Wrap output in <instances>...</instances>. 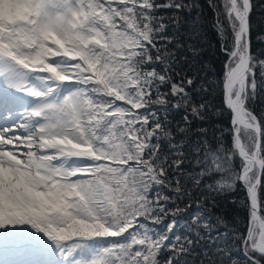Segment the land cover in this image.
Returning <instances> with one entry per match:
<instances>
[{
    "label": "snow or ice",
    "instance_id": "1",
    "mask_svg": "<svg viewBox=\"0 0 264 264\" xmlns=\"http://www.w3.org/2000/svg\"><path fill=\"white\" fill-rule=\"evenodd\" d=\"M207 4L219 73L198 0H0V264H264V0Z\"/></svg>",
    "mask_w": 264,
    "mask_h": 264
},
{
    "label": "trees",
    "instance_id": "2",
    "mask_svg": "<svg viewBox=\"0 0 264 264\" xmlns=\"http://www.w3.org/2000/svg\"><path fill=\"white\" fill-rule=\"evenodd\" d=\"M198 2L202 6V10H203L201 23L204 25L203 41H204V49L206 53L205 59L208 61L210 65L213 66L215 71L219 73L222 68V60H221V54L219 52V46H220L219 40L213 28L212 9L208 7L207 0H198ZM255 2L257 3V5L259 4V0H255ZM252 21H253L254 31L264 33V13L260 12L258 7L257 10L254 11L253 13ZM253 48L254 50L264 48V45L259 44L254 40ZM219 102H220L219 95H215L213 99V103L219 104ZM259 110H260V105L258 104L256 106V111L259 112ZM243 195H244L243 192L237 191L236 193L233 194L232 198L240 200L243 197Z\"/></svg>",
    "mask_w": 264,
    "mask_h": 264
}]
</instances>
